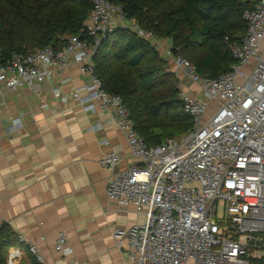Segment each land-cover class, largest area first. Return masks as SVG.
<instances>
[{"label":"built area","instance_id":"obj_1","mask_svg":"<svg viewBox=\"0 0 264 264\" xmlns=\"http://www.w3.org/2000/svg\"><path fill=\"white\" fill-rule=\"evenodd\" d=\"M253 2L243 13L248 26L245 38L229 46L237 61L229 73L219 78L202 76L188 60L164 50L162 56L172 59L189 82L199 87L202 98L181 91L180 100L195 129L158 147L146 145L121 97L103 88L94 71V49L78 37H70L59 53L51 48L35 49L0 63L2 93L5 89H32L55 71L67 70L73 59L89 76V83L74 89L70 97L59 89L54 95L86 111L113 112V121L136 162L112 176L107 197L118 206H133L145 216L141 225L112 230L117 246L128 254L126 264L264 262V0ZM92 3L85 30L98 43L104 34L124 26L125 18L122 8L109 0ZM137 33L156 41L150 33ZM20 124L18 120L15 125ZM121 162L119 154L110 153L99 165L114 172ZM19 242L44 264L35 244L24 237ZM55 249L65 259L73 254L64 232L59 234Z\"/></svg>","mask_w":264,"mask_h":264},{"label":"crops","instance_id":"obj_2","mask_svg":"<svg viewBox=\"0 0 264 264\" xmlns=\"http://www.w3.org/2000/svg\"><path fill=\"white\" fill-rule=\"evenodd\" d=\"M154 39L151 43L161 56L170 51L169 40ZM165 59L180 91L201 99L199 87L172 59ZM69 63L67 70L55 71L32 89L0 93V226H8L17 236L5 252V264H40L20 237L38 247L44 264H126L128 254L117 246L112 230H129L145 222L133 206H118L107 197L112 176L136 162L113 112L86 111L54 95L59 89L70 97L74 89L89 83L80 65L73 59ZM18 120L20 127L15 125ZM104 140L109 145H102ZM110 153L122 157L114 172L99 165ZM62 232L73 249L66 259L55 249Z\"/></svg>","mask_w":264,"mask_h":264},{"label":"trees","instance_id":"obj_3","mask_svg":"<svg viewBox=\"0 0 264 264\" xmlns=\"http://www.w3.org/2000/svg\"><path fill=\"white\" fill-rule=\"evenodd\" d=\"M109 1L120 6L125 20L137 29L120 26L96 43L85 30L92 0H0V63L35 49L59 53L76 36L93 47L96 76L108 93L121 97L148 147L189 135L195 125L180 100L178 79L167 59L137 30L169 40L174 57L188 60L202 76L219 78L237 63L229 46L245 38L248 26L243 13L254 2ZM16 238L8 226H0V264H5V252Z\"/></svg>","mask_w":264,"mask_h":264},{"label":"rangeland","instance_id":"obj_4","mask_svg":"<svg viewBox=\"0 0 264 264\" xmlns=\"http://www.w3.org/2000/svg\"><path fill=\"white\" fill-rule=\"evenodd\" d=\"M123 24H124L125 27H129V28H131V29H135V25H134V23L131 22V21H128V20L126 21V20H125V22H124ZM262 254H264V253L262 252L261 255H262ZM262 256H263V255H262Z\"/></svg>","mask_w":264,"mask_h":264},{"label":"water","instance_id":"obj_5","mask_svg":"<svg viewBox=\"0 0 264 264\" xmlns=\"http://www.w3.org/2000/svg\"><path fill=\"white\" fill-rule=\"evenodd\" d=\"M106 37H108V34H107V33H106V34H104V36H103L102 40H103V39H105Z\"/></svg>","mask_w":264,"mask_h":264}]
</instances>
